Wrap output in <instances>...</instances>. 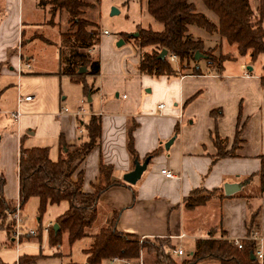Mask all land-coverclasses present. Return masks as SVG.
Masks as SVG:
<instances>
[{"label":"crops","instance_id":"obj_1","mask_svg":"<svg viewBox=\"0 0 264 264\" xmlns=\"http://www.w3.org/2000/svg\"><path fill=\"white\" fill-rule=\"evenodd\" d=\"M90 6L93 4L83 8L81 17L94 23L96 26L91 29L100 34L96 49L87 50L95 53L99 73L86 75L85 82H76L61 72L65 65L61 54L63 36L71 33L66 12H57L49 23L48 7L39 6L37 0H0V112L6 114L13 127L9 148L0 149L5 197L15 204L19 200L20 146L47 147L49 158L55 161L61 152L60 140L70 150L78 147L84 133V128L79 133L78 126L90 115L100 117V140L74 164L72 179L76 180L80 173L82 191L93 193L100 183V166L104 163L112 166L110 181L123 183L100 195L97 217L82 237L83 261L66 262L62 258H67L66 254L56 250L49 255L22 254L19 245L23 241L29 243L30 237L38 236L40 240L41 230L34 236L21 237L18 243L10 230L8 239L12 245L16 244L14 263L21 256H38L31 264H85L83 250L90 244V235L110 224L117 212V231L141 240L169 238L172 243L186 240L190 242L191 254L195 241L208 237L211 229H216L215 238L229 241L246 238V220L252 210L258 209L252 228L258 231L255 245L264 240V192L258 174L259 156L264 154V67L255 71L243 60L250 55H239L236 45H232L235 51L228 52L232 58L225 60L219 71L206 56L194 59L200 73L180 71L169 77L141 73L138 63L142 49L134 44V53L121 49L130 40L125 39L128 34L124 32L120 34L123 44L115 45L117 39L110 33L102 34L97 22L89 16ZM205 16L218 23V18ZM192 25L188 26V33L200 39L203 46L213 48L210 45L213 39L220 48L226 42L218 33L206 30L207 37L201 39L195 33L197 25L193 28ZM53 29L58 31L56 39L45 36V31ZM37 44L43 45L45 55L36 58L33 48ZM263 56L257 58L260 66ZM201 58L204 65L200 64ZM5 93L10 102L2 96ZM29 94L34 98L23 100ZM81 99L86 100L84 105H80ZM159 104L164 105L162 109ZM79 107L84 109L81 116L76 114ZM64 108L67 111H62ZM237 129L240 142L235 156L215 158L214 136L225 138V150H229ZM129 134L137 160L143 161L147 154L158 151L133 184L123 180L135 162L128 150ZM6 137L9 134L1 135L0 141ZM161 168L172 171L174 177H166ZM226 183H239L241 187L226 195ZM195 188L217 191L205 203L188 208L184 198ZM60 203L65 204L54 223L68 208L66 201ZM54 223L50 221L43 228L47 239L48 228ZM141 257L143 260L142 254ZM100 264L112 263L109 260Z\"/></svg>","mask_w":264,"mask_h":264},{"label":"trees","instance_id":"obj_2","mask_svg":"<svg viewBox=\"0 0 264 264\" xmlns=\"http://www.w3.org/2000/svg\"><path fill=\"white\" fill-rule=\"evenodd\" d=\"M98 1V0H96ZM131 0H124L128 3ZM204 5L218 18V23L212 22L203 13L196 11L192 0H146L148 13L163 25L160 31L151 28L139 27L135 35H126L125 39H131L133 44L142 49L138 69L141 73L151 76H173L180 71L191 70L200 73L195 65L194 54L196 51L207 56L208 61L216 62V70L222 69V63L232 58L227 54L216 58L207 49H203L200 39H195L188 33V26L195 24L204 28L209 33H218L230 45H236L239 55L249 53L252 61L260 55H264V0H202ZM39 6L48 7L50 22L52 23L57 12H66L68 16L69 30L63 36L61 72L69 75L73 81L85 82L88 74L99 73V61L93 58L87 50L98 44L100 34L90 31L96 26L94 23L81 17L83 8L89 6L85 0H37ZM255 4V7H254ZM149 48V49H146ZM162 49L167 50L164 59L158 57ZM174 54L177 56L175 66L169 59ZM194 63V64H193ZM1 67V64H0ZM80 67H86V71L79 73ZM264 84V78H262ZM240 119V114L238 116ZM84 133L79 138L76 149L70 150L60 140L61 152L57 160L49 158L47 147L24 148L20 146L18 157V182L19 200L23 207L25 202L32 197L38 199V212L45 211L48 205L61 201L68 203L67 210L56 218L58 229L53 225L48 228V242L51 246L59 248L62 243V234L67 232L68 242L74 243L87 235V229L97 217V203L100 195L113 185L123 184L110 181L112 166L101 163L100 183L95 192L85 193L81 189L82 175L72 179L75 163L90 151L100 140L101 120L99 116L90 115L86 121H81ZM177 130V128H176ZM240 129L236 130L234 142L229 150H225L226 139L215 135L213 143L217 147L215 158L235 156V150L240 142ZM128 150L137 160V153L133 148L129 134ZM158 153L157 150L147 154L149 160ZM261 166L259 169V181L261 191L264 192V154L259 156ZM5 178L0 174V229L12 230V215L15 211V201L7 199L4 194ZM216 189L205 191L195 188L184 198V204L188 208L205 203L216 193ZM118 213V212H117ZM115 214L112 222L102 227L97 233L90 235L91 241L83 251L86 254V264H100L114 257L128 261V264H137L142 247L150 249L154 254L155 264H197L198 262H214L213 264H264V258L260 262L252 259L255 241L242 239V247L223 237L215 238L216 229L209 231V236L195 241L193 250L188 259L180 262L172 256L171 250L174 244L169 238L144 239L123 234L117 231ZM258 209L252 210L246 220L247 236L252 232ZM38 256H21L18 262L13 264H31ZM130 262V263H129ZM0 264L4 262L0 257Z\"/></svg>","mask_w":264,"mask_h":264},{"label":"rangeland","instance_id":"obj_3","mask_svg":"<svg viewBox=\"0 0 264 264\" xmlns=\"http://www.w3.org/2000/svg\"><path fill=\"white\" fill-rule=\"evenodd\" d=\"M88 2V0H86ZM194 2V5L196 3V11L209 14L211 16H214L217 18V16L210 11L202 2V0H192ZM93 6H90L88 8L89 16L93 21H96L98 26L100 27V30L103 32L104 30L108 31L114 38L117 40L115 41V45L120 40V34L121 33H127L128 35H135L136 34V26L139 25L144 28H151L156 31H160L163 29V25L156 21L147 11V5L146 0H131L128 3H124V0H89ZM88 3V4H90ZM255 7V4H254ZM112 9L118 10L117 13L111 14ZM87 13V14H88ZM204 14V15H205ZM195 27L194 24L192 25V28ZM89 28L90 31L98 32L97 30ZM195 33L199 35L201 39L206 38V31L204 28L201 27H195ZM99 33V32H98ZM45 36H51V38H57L58 37V31L57 29H53L50 32L45 31ZM133 41L130 39L129 41H126L124 45L121 46V49H130L134 53L133 48ZM213 48H207V46H203L204 50H208L212 53L216 58H219L220 55H223L226 53L228 56H231L232 54H229L230 52H234V46H230L225 41L222 43L221 48L219 45H217L216 40H212L210 43ZM93 47V46H92ZM90 47L89 50L92 48ZM34 53L35 57L37 56H43L45 55V50L43 45L37 44L34 46ZM88 52V51H87ZM91 52V51H89ZM229 52V53H228ZM238 53V52H237ZM91 54V53H89ZM249 53H246L245 55H248ZM91 56L93 58L95 57V53H92ZM248 66H251L254 68L255 71H260L262 67H264V56H263V62L262 66L259 65L258 59L255 61H252L250 58L246 57L243 59ZM41 61V60H40ZM203 60L201 58L200 64H203ZM42 63V61H41ZM215 64H212L213 67L216 66ZM204 65V64H203ZM176 67H178L177 63L175 64ZM203 67V66H201ZM188 72H191V70H188ZM90 75V74H88ZM8 93H5L2 96H6L7 98L9 95ZM8 101L10 102V98H8ZM13 130L12 125L10 126V123L7 121V116L4 112H0V136L9 134V137L4 138V140L0 141V149L9 148V144L12 142L13 134H11ZM65 203L60 204H52L48 205L44 212L40 213L38 212V199L35 197L29 198L24 206L21 209V214L23 221L21 223V232L22 237L29 236L28 231L34 230L39 231L41 230L40 240L38 236L30 237L28 241H23L22 244L19 245L20 252L22 254H34V253H43L46 255L51 254L56 250V252H62L63 254H66L65 256L67 258H63L66 262L69 261H83L84 260V254L82 252V248L85 247V239L77 240L74 243L70 244L67 240L66 233L62 234V243L59 248H56L54 246H51L48 244L47 239V233L44 232L43 228H45L46 224L51 221V223H54V219L56 217V214L61 211L62 206ZM39 218V220H38ZM10 231V230H9ZM8 231V232H9ZM142 243V242H139ZM189 241H182L181 243L178 242V240H173V244L177 248H182L184 253L182 255H173L172 256L176 259V261L180 262L183 259H188L190 257V247H189ZM16 244L10 242L8 239V234L5 229H0V255L3 257V260L7 263L13 264L16 260ZM256 248H262L264 253V240L261 242L258 241V243L254 246V250ZM150 249L147 247H142L140 250L144 264H155V257L154 254L149 253ZM62 254V255H63ZM140 254V256H141ZM5 255V256H4ZM58 255V254H56ZM260 261V260H259ZM109 262V261H108ZM261 262V261H260ZM130 263V262H129ZM214 262H198L197 264H213ZM63 264H65L63 262ZM120 264V263H116ZM121 264H128V261L125 260V262H121Z\"/></svg>","mask_w":264,"mask_h":264},{"label":"built area","instance_id":"obj_4","mask_svg":"<svg viewBox=\"0 0 264 264\" xmlns=\"http://www.w3.org/2000/svg\"><path fill=\"white\" fill-rule=\"evenodd\" d=\"M102 34L107 35L108 31L104 30L102 32ZM95 47H96V45H94L89 51L92 52L93 50L96 49ZM169 59H170L171 62H173L175 64L178 62L177 56L174 55V54H171L169 56ZM33 98H34V95L29 94V95L24 96L23 100L30 101ZM85 103H86L85 99H81L80 100V105H84ZM163 106H164L163 104H159L158 107H159V109H162ZM62 111L65 112L67 110L64 108ZM83 113H84V109L79 107L77 112H76V114L78 116H81ZM78 131H79V133H83V127L81 125L78 126ZM160 172L162 174H164L168 178H173L174 177L173 172L170 171V170H167L165 168H161ZM21 209H22V207L20 206V200H18L16 202V204H15V211H14V213L12 215L13 227H12V230H11L12 231V235L14 237V240L17 243L19 242L20 238L22 237L21 223L23 221V218H22V214H21ZM27 235L34 236V235H36V232L34 230H29ZM246 238L250 239V240H253L256 243V241L258 240V231L257 230H253L249 236H246ZM141 241L142 240L140 239V242ZM230 241H232V243L234 245H236L238 248L242 247V240L235 239V240H230ZM171 254H173V255H182L183 254V250L181 248H176V249L174 248V249L171 250ZM254 256H255L256 259L262 261L263 258H264V253L262 251V248H256L255 247ZM110 261H111L112 264H116V263H120L121 264V262H125L124 259H120V258H117V257L112 258ZM137 264H143V260H142L141 256H140L139 261H138Z\"/></svg>","mask_w":264,"mask_h":264},{"label":"water","instance_id":"obj_5","mask_svg":"<svg viewBox=\"0 0 264 264\" xmlns=\"http://www.w3.org/2000/svg\"><path fill=\"white\" fill-rule=\"evenodd\" d=\"M117 12H118V10L112 9L111 14H115ZM122 44H123V40L122 39L118 40V42L116 43L117 46H120ZM166 55H167V50L162 49L160 51L158 57L160 59H164ZM200 57H206V55L202 54L199 51H196L195 54H194V59H198ZM249 69H251V67H249ZM86 70H87L86 67H80L78 71H79V73H82V72H85ZM171 142H172V139L169 140L165 144V147H168ZM148 162H149V158H145L143 161L135 160L134 168L131 171L126 172L123 175V180L128 182V183H130V184L135 183L141 177V175L144 172V170L147 168ZM240 187H241V184H239V183L238 184L226 183V184H224V192H225L226 195H231V194L235 193L236 191H238L240 189ZM53 228H54V230H57L58 229V224L54 223L53 224ZM250 257L252 259H255V256H254L253 253L250 254Z\"/></svg>","mask_w":264,"mask_h":264}]
</instances>
